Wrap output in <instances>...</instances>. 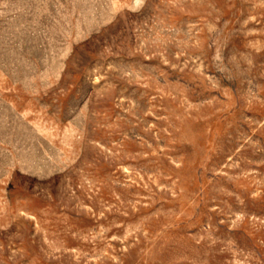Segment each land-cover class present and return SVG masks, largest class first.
Listing matches in <instances>:
<instances>
[{"label":"rangeland","instance_id":"374dc122","mask_svg":"<svg viewBox=\"0 0 264 264\" xmlns=\"http://www.w3.org/2000/svg\"><path fill=\"white\" fill-rule=\"evenodd\" d=\"M0 264H264V0H0Z\"/></svg>","mask_w":264,"mask_h":264}]
</instances>
